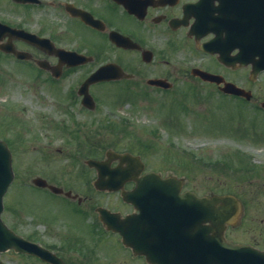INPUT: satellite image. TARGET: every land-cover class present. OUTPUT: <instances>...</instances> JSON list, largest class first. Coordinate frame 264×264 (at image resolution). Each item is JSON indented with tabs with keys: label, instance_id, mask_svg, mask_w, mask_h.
Here are the masks:
<instances>
[{
	"label": "rangeland",
	"instance_id": "rangeland-1",
	"mask_svg": "<svg viewBox=\"0 0 264 264\" xmlns=\"http://www.w3.org/2000/svg\"><path fill=\"white\" fill-rule=\"evenodd\" d=\"M83 37L84 43L93 38L89 32ZM156 43L154 46L159 50L161 46ZM162 65L164 63L156 60L152 67ZM182 65L180 60H174L165 68L180 76L183 74L179 68L189 67ZM19 70L26 71L22 66ZM19 70L13 63H0V103L5 102L0 104V137L10 143L17 172L15 184L5 197L6 221L20 230L29 224V231H38L37 225L31 224L33 217L60 229L66 227L61 221L75 220V232L85 231L78 224L79 215L71 205L26 186L37 176L74 189L87 198L83 205L87 209L102 205L113 210H128L126 206L121 207L115 195H101L91 187L96 171L85 163L86 159L102 158L107 149H113L141 155L149 170L159 171L164 176L183 177L185 188L198 194L231 192L239 196L246 204L245 219L227 231L228 238L264 248V112L255 107L264 102V74L251 81L248 69L227 73L219 65L217 71L224 72L228 80L253 92L252 100L247 102L214 91L208 93L210 87L199 82L180 85L178 81L173 94L151 88V97L143 90L137 92L125 81L103 85L96 88L97 109L84 114L77 111L71 95L84 70L71 73L64 82L65 88L62 83L25 77ZM180 90H184L188 98L174 95ZM185 107L191 112L205 108L207 111L197 119L195 115L194 119ZM177 111L184 129L170 125L177 122L173 118ZM150 126L151 135H148ZM165 128H176L178 133L170 134ZM166 138L174 140L176 147L169 145ZM95 216L92 211L91 221ZM43 230V226L39 227L42 234ZM86 244L89 247L79 244L78 248L84 254L97 250L100 256L95 255V264H143L120 247L109 261L103 257L102 248L93 247V241L87 239ZM106 253L111 255L110 251Z\"/></svg>",
	"mask_w": 264,
	"mask_h": 264
},
{
	"label": "flooded vegetation",
	"instance_id": "flooded-vegetation-1",
	"mask_svg": "<svg viewBox=\"0 0 264 264\" xmlns=\"http://www.w3.org/2000/svg\"><path fill=\"white\" fill-rule=\"evenodd\" d=\"M256 1H260V25L264 30V0H245L244 20L251 29L252 7L256 6ZM235 21V0H0V63H13L18 69L22 66L26 71H21V75L47 82H63L69 79L72 71L84 70V75L71 93L74 98L72 102H80V105L82 97L78 95L79 87L92 73L104 66H109L113 71L121 70L130 77L94 84L90 87L91 92L98 85L130 81L134 86L151 93L150 80L154 78L171 84L170 91L175 90L177 82L181 81L180 85L203 83L210 87L208 93H220L218 84L202 79L194 74V70L199 68L223 76L228 82L231 80L227 79L225 73L217 71L219 65L227 73L248 69L250 76V65L231 67L220 63V58L227 64H233L240 58L237 57L238 50H233L234 47L226 42L227 32L234 27ZM87 32L93 38L84 43L83 35ZM156 41V45L161 46L159 50L154 46ZM210 42L212 47L203 50V46ZM17 53L22 54L23 58H18ZM157 55L159 57L156 59ZM197 59H200L199 63ZM156 60L164 65L153 68L152 64ZM174 60H180L182 66L188 64V68H179L183 75L179 76L177 72L165 68ZM77 61L80 62L79 66L69 65ZM56 72L61 73L59 78ZM156 89L165 91L158 87ZM179 93L182 97L186 96L184 90ZM255 107L260 108L259 105ZM192 111L193 118L196 115L197 119L199 114H206L207 110ZM135 187V182H131L124 188L130 191ZM62 188L63 193H54L49 188L40 190L71 205L79 215L78 224L85 231L75 232V220H65L68 223L61 221L66 227L60 229L33 217L31 224H36L38 231H29V224L20 230L4 219L7 226L24 241L40 246L42 249H37L44 256L34 253L32 250L35 246L30 249L32 245L26 242L21 251L12 247L0 250V264H95L97 250H93L94 254H91L93 251L84 254L78 248L79 244L88 246L87 239L93 241L94 248H102L103 257L109 261L120 247L128 256L143 264H151L145 255L125 246L122 236L108 230L98 217L91 221L93 208L91 210L83 206L87 201L85 197L75 193L72 188ZM116 200L121 207L129 209L117 208L113 211L123 216L139 213L134 206L123 201L121 192L116 193ZM24 218L27 219V214ZM41 226L44 227V234L39 232ZM106 251H110L111 255Z\"/></svg>",
	"mask_w": 264,
	"mask_h": 264
},
{
	"label": "water",
	"instance_id": "water-1",
	"mask_svg": "<svg viewBox=\"0 0 264 264\" xmlns=\"http://www.w3.org/2000/svg\"><path fill=\"white\" fill-rule=\"evenodd\" d=\"M227 91L243 94L241 89L228 84ZM109 161L120 158L128 161V156L108 154ZM105 164L90 161L99 172L97 186L116 187L122 176L121 170L112 172ZM107 168V169H106ZM107 170V172H106ZM109 174L110 179L105 175ZM13 180L11 156L4 143H0V234L6 231L1 221L3 196ZM39 183V181H37ZM139 190L125 194V199L134 201V196L145 194L143 200L151 204V240L140 238V242L151 245V262L155 264H264V252L245 245H233L225 241L224 231L228 224H235L242 212L240 201L232 195L197 197L193 193L179 194L180 181L175 178H162L151 173L139 179ZM151 186V187H149ZM160 186V187H157ZM171 186H176L175 191ZM151 200L149 201V197ZM150 202V203H149ZM187 202V203H186ZM187 207V211L184 208ZM101 218L110 227L125 233L126 238L133 237L132 219L120 221L118 214L101 210ZM185 225H189L186 227ZM124 234V236H125ZM178 234V235H177ZM132 241V240H131ZM0 235V244H4Z\"/></svg>",
	"mask_w": 264,
	"mask_h": 264
}]
</instances>
